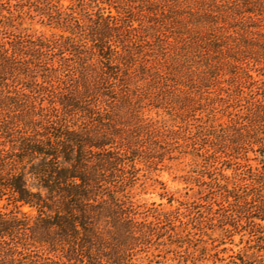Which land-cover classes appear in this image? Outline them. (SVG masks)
Segmentation results:
<instances>
[{
    "label": "trees",
    "instance_id": "trees-1",
    "mask_svg": "<svg viewBox=\"0 0 264 264\" xmlns=\"http://www.w3.org/2000/svg\"><path fill=\"white\" fill-rule=\"evenodd\" d=\"M31 3L68 34L14 23ZM134 3L53 15L49 0H0V199L15 208L0 209V264H144L165 212L132 195L162 134L141 102L168 79L220 83L206 98L226 121L200 128L236 165L225 216L264 256V0H138L151 15L127 23Z\"/></svg>",
    "mask_w": 264,
    "mask_h": 264
},
{
    "label": "rangeland",
    "instance_id": "rangeland-1",
    "mask_svg": "<svg viewBox=\"0 0 264 264\" xmlns=\"http://www.w3.org/2000/svg\"><path fill=\"white\" fill-rule=\"evenodd\" d=\"M49 1L54 6L47 9V5L41 4V7L47 13L54 11L53 15L78 10V0ZM137 1L129 9L131 13H127V23L134 17L133 9L137 15H151L144 5L136 6ZM108 2L100 4L101 10L116 14L113 2ZM33 5L20 7L21 15L14 17V23L19 22L33 36L68 34L62 26L50 23L46 14H39ZM131 38L146 47L142 33L135 32ZM168 80L165 90L154 89L141 102L142 117L153 122L162 134L149 165L143 162L135 165L139 179L132 195L136 202L165 212L149 250L139 254L141 260L144 264H234L233 260L236 264H264V256L246 248V235L225 216L221 189L232 186L236 165L212 150L215 148L208 145L203 134L205 128H200L212 120L226 121L225 113L218 110L221 104L217 101L208 104L206 98L216 95L220 83L212 81L198 88ZM18 208L29 216L35 213L28 205ZM0 209H15L6 194L0 199ZM241 257L248 262H241Z\"/></svg>",
    "mask_w": 264,
    "mask_h": 264
}]
</instances>
